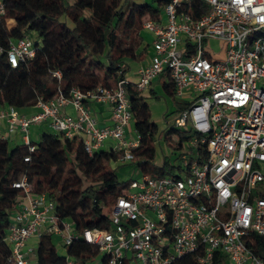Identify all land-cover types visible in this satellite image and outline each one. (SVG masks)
Segmentation results:
<instances>
[{
	"label": "built area",
	"instance_id": "1",
	"mask_svg": "<svg viewBox=\"0 0 264 264\" xmlns=\"http://www.w3.org/2000/svg\"><path fill=\"white\" fill-rule=\"evenodd\" d=\"M142 29L152 35V55L133 86L143 92L166 74L175 98L190 104L174 120L190 134L176 146L174 173L138 174L111 207V228L81 234L56 217L53 201L32 194L22 176L12 185L26 202H18L10 216L7 264H33L43 236L59 240L66 264H82L67 255L78 239L96 249L91 264H175L191 254L198 264H212L214 256L223 257V264H264L244 242L250 235L264 239V0H167L160 20H146ZM211 43L218 50L222 45L219 58ZM37 49L34 37L12 41L9 66L33 59ZM53 76L60 78L58 72ZM126 83L87 93L72 89L69 97L59 93L38 101V111L29 117L0 107V139L19 132L33 152L29 128L48 123L63 140L81 137L89 156L110 143L120 162L135 163L140 137L128 133L132 112ZM89 103L110 106V125L98 126ZM66 105L74 115L61 112Z\"/></svg>",
	"mask_w": 264,
	"mask_h": 264
},
{
	"label": "trees",
	"instance_id": "2",
	"mask_svg": "<svg viewBox=\"0 0 264 264\" xmlns=\"http://www.w3.org/2000/svg\"><path fill=\"white\" fill-rule=\"evenodd\" d=\"M167 0H2L0 15V107L17 110L35 106L38 101H50L59 93L69 97L72 89L82 93L98 87L112 88L125 79L128 62L139 64L146 58L148 46H143L142 24L159 21ZM200 13L205 12V6ZM197 16V15H195ZM15 27L7 29L6 21ZM35 37L38 49L33 59L11 68L6 52L12 41ZM58 72L60 78L53 76ZM168 79L166 74H161ZM160 75V76H161ZM129 99L133 131L140 137L133 151L135 163L123 165L137 169L139 175L160 177L172 175V157L162 155L155 164L159 135L169 145L173 134L177 146L190 138L188 132L170 127L163 131L150 121V111L142 92L132 83L125 84ZM166 96L175 106L174 114L189 107V103L174 97L172 83L163 84ZM172 114V113H171ZM169 114V115H171ZM83 139L63 140L59 135L43 133L38 142L11 145L0 139V264H7L10 249L5 242L9 220L21 190L12 185L26 176L31 193L44 195L54 203V214L74 226L81 234L85 229L109 230L111 207L124 194L132 177L119 181L114 164L119 154L110 144L89 156L83 149ZM28 158V161H24ZM246 248L264 260V239L250 235ZM74 262L91 264L96 249L81 239L67 247ZM36 264H66L65 256L55 247L52 236H43L36 250ZM223 257L214 256L212 264H223ZM175 264H198L194 254L184 256Z\"/></svg>",
	"mask_w": 264,
	"mask_h": 264
},
{
	"label": "crops",
	"instance_id": "3",
	"mask_svg": "<svg viewBox=\"0 0 264 264\" xmlns=\"http://www.w3.org/2000/svg\"><path fill=\"white\" fill-rule=\"evenodd\" d=\"M138 1V0H136ZM6 26L8 30H11L15 27V23L13 20H7ZM143 37V46H148L146 50V58L140 62L139 64H134L131 62H128L129 64V72L125 76V80L129 83H134L137 79V72L139 68L148 62L149 58L152 55L151 50V42H152V35L146 31H142L141 33ZM168 79L161 75L157 77L150 85L148 89L142 92L143 98H145V101L148 105L149 111H150V121L155 123L159 130H164L168 127L169 121L168 116L171 114V111L174 109L173 103L171 100L166 96L163 88V84L167 82ZM175 97V96H174ZM178 100V99H177ZM179 101V100H178ZM87 108L89 111L93 114L95 117L98 126H107L110 125V113L111 109L110 106L107 104H99V103H89L87 105ZM38 111V109L35 106L24 108L18 110V112L26 117H29L33 114H35ZM62 113L68 114V115H74L75 111L71 107V105H66L61 109ZM178 114H175L173 122ZM133 122H131L128 133H134L133 131ZM160 123H164L163 125H160ZM2 130L5 128L6 124L5 122L2 123ZM43 133H52L48 127V123H41L38 125H32L28 130L27 135V141L28 142H38L41 135ZM6 139L10 142V144L13 145H20L25 144V140L23 139V135L19 132H12L7 134ZM110 143H108L109 145ZM18 202H26V199L19 198ZM17 203L15 206H17ZM33 243V242H32Z\"/></svg>",
	"mask_w": 264,
	"mask_h": 264
},
{
	"label": "rangeland",
	"instance_id": "4",
	"mask_svg": "<svg viewBox=\"0 0 264 264\" xmlns=\"http://www.w3.org/2000/svg\"><path fill=\"white\" fill-rule=\"evenodd\" d=\"M211 47L214 50L213 51L214 55L219 58L223 52L222 45H220L219 50H218V48H216V45L214 43H211ZM173 107H174V109L171 111L172 114L170 116H168L169 123H167V124H168V127L172 128L174 130L176 128V126L172 122H173V119L175 116V114L173 113V111L175 110V106L173 105ZM163 124L164 123H162V124L160 123V125H163ZM176 142H177V137L175 134H173L171 136V141H169V145H167L164 142L163 135L162 134L159 135V140H158V143L156 146V148H157V153L155 156V164L156 165L161 164L162 155H164L166 157H172V158L175 157V155L177 153V151L175 150L176 146H177ZM123 164H126V163L119 161V162L114 164V167H116V174H117L119 181H125V180L129 179L130 177L136 178L138 176L137 169H133L131 166L123 165ZM53 240H54L55 247L58 250V252L64 256H66V251L61 248L62 244H60L61 246L59 245V240L55 237H53ZM31 259H32V263L35 264L36 263V257L33 255V256H31Z\"/></svg>",
	"mask_w": 264,
	"mask_h": 264
}]
</instances>
